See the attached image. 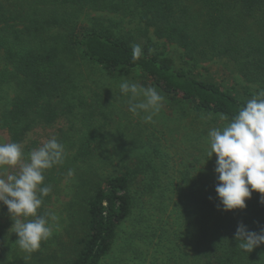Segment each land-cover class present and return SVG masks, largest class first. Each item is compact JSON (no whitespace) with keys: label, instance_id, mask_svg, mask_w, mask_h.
<instances>
[{"label":"trees","instance_id":"trees-1","mask_svg":"<svg viewBox=\"0 0 264 264\" xmlns=\"http://www.w3.org/2000/svg\"><path fill=\"white\" fill-rule=\"evenodd\" d=\"M136 44L143 55L133 61ZM135 73L193 135L148 128L122 108L127 97L108 85ZM262 89L264 0H0V130L25 160L53 137L65 147L64 162L44 173L52 191L38 210L58 209L63 232L23 264H101L132 219L151 264H264V244L246 253L235 240L241 222L264 227L260 193L220 210L207 156L209 130ZM12 223L0 203V243Z\"/></svg>","mask_w":264,"mask_h":264},{"label":"clouds","instance_id":"clouds-1","mask_svg":"<svg viewBox=\"0 0 264 264\" xmlns=\"http://www.w3.org/2000/svg\"><path fill=\"white\" fill-rule=\"evenodd\" d=\"M152 52L154 49H149V54ZM142 55L141 46L133 45L132 60H139ZM119 90L127 97L128 111L137 116L143 113L144 122H152L163 107L164 97L153 87L145 88L125 79ZM207 144L208 159L216 157L215 192L222 205L220 210L246 208V200L253 192L260 193V203L264 204V89L249 99L224 127L210 129ZM64 159L65 147L55 137L28 153L27 160L21 144L0 142V203L7 207L13 221L9 233L17 236L14 244L28 254L25 261L58 227L59 218L54 212L40 215L38 210L43 198L52 191L50 185L41 186L45 171L62 164ZM17 168L18 171H10ZM72 174L69 170L68 175ZM235 240L239 249L250 253L264 244V227L257 233L241 222Z\"/></svg>","mask_w":264,"mask_h":264},{"label":"rangeland","instance_id":"rangeland-1","mask_svg":"<svg viewBox=\"0 0 264 264\" xmlns=\"http://www.w3.org/2000/svg\"><path fill=\"white\" fill-rule=\"evenodd\" d=\"M90 15H98L97 13H91ZM117 18V17H116ZM87 21V20H84ZM166 53H168L169 55H172L175 58V61L182 65L179 58L181 55V51L177 48H174L173 46H168L165 49ZM204 65H207V63H205ZM203 65L199 64L197 66V68L195 69L196 72H200V74H207V71H204L202 69ZM215 69L217 68L216 66L214 67ZM211 73L216 74V72L214 71H210ZM132 76H134L133 78H131ZM131 77L127 78L126 80L130 81V82H135L138 83L139 85H141L143 87V83H142V77L140 73H135L133 74ZM125 80V79H124ZM122 81V79H111V83L110 85H108L109 87V91L113 94H117L119 93V97H124L122 96V94L120 93L119 90V84ZM102 82L105 83H109V80L107 79H102ZM149 87H152L150 82L147 83ZM126 99V97H125ZM122 108L126 111H128V104L126 103L125 105L122 106ZM169 107L168 105H165V103L163 102V107L160 111V113L155 116L153 118L152 122H147V127H153L155 128L157 131L159 130H165V129H169V128H174L176 127L177 129H179L180 133H184L187 136H189L190 134L193 135L191 133V129L184 126L182 127L180 125V122H182L184 125H186V121H188L186 119V117H180L179 113H169ZM129 112V111H128ZM131 115H133L131 112H129ZM143 113H141L139 116L140 118H143ZM135 117V115H133ZM178 134L176 133L177 137L176 140L178 141ZM0 142H7L9 143V138L7 133L4 130H0ZM180 143V142H179ZM186 145L187 148H189L188 142L187 144L184 143ZM202 146V145H200ZM175 159L177 161H179L181 159L180 156L175 157ZM11 170H15V169H10ZM59 205V204H57ZM59 210L56 209L55 214L58 216V227H55L53 230V233L58 234V233H62V228L64 226V219H63V214L58 212ZM1 221H3V219H1ZM134 220L132 219L131 221H129L128 223H124L122 226V231L120 230V237L116 240V243L113 246V249L110 253V255L108 257H106L101 264H151V260L153 259V248L150 246L149 243H147V241H145L142 237H137V235H130V233H134L132 232L133 230L136 231L137 228L139 227V225H134ZM10 234V233H9ZM16 238L8 236V238L0 243V264H23V263H27V262H34L35 261V256L33 255V253L31 254L30 259H28L27 261H25V257L28 255L27 253L21 251L19 249V247L14 244ZM54 243L52 244L53 246H56V244L58 243V239L57 241H53ZM51 248V246L49 247ZM44 251H47L44 250ZM45 264H47V262H45Z\"/></svg>","mask_w":264,"mask_h":264}]
</instances>
